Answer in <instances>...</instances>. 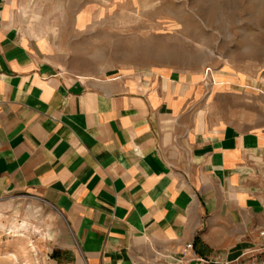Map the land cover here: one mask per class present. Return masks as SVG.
<instances>
[{
    "label": "crops",
    "instance_id": "1",
    "mask_svg": "<svg viewBox=\"0 0 264 264\" xmlns=\"http://www.w3.org/2000/svg\"><path fill=\"white\" fill-rule=\"evenodd\" d=\"M16 3L0 0V199L60 214L73 264L264 259V122L208 119L170 74L67 73L17 24ZM230 87L264 108V74Z\"/></svg>",
    "mask_w": 264,
    "mask_h": 264
},
{
    "label": "rangeland",
    "instance_id": "2",
    "mask_svg": "<svg viewBox=\"0 0 264 264\" xmlns=\"http://www.w3.org/2000/svg\"><path fill=\"white\" fill-rule=\"evenodd\" d=\"M14 13L67 73L170 74L198 94L193 101L209 108L208 119L242 128L264 122L257 96L230 87L264 74V0H17ZM70 248L67 225L50 206L26 195L0 199V264H73L63 256Z\"/></svg>",
    "mask_w": 264,
    "mask_h": 264
},
{
    "label": "built area",
    "instance_id": "3",
    "mask_svg": "<svg viewBox=\"0 0 264 264\" xmlns=\"http://www.w3.org/2000/svg\"><path fill=\"white\" fill-rule=\"evenodd\" d=\"M260 234L264 236V231L261 232ZM184 248H185V251H190L192 249V244H187ZM177 263H180V262H177Z\"/></svg>",
    "mask_w": 264,
    "mask_h": 264
},
{
    "label": "bare ground",
    "instance_id": "4",
    "mask_svg": "<svg viewBox=\"0 0 264 264\" xmlns=\"http://www.w3.org/2000/svg\"><path fill=\"white\" fill-rule=\"evenodd\" d=\"M23 13V12H22ZM34 28V27H33ZM33 34V33H32Z\"/></svg>",
    "mask_w": 264,
    "mask_h": 264
},
{
    "label": "trees",
    "instance_id": "5",
    "mask_svg": "<svg viewBox=\"0 0 264 264\" xmlns=\"http://www.w3.org/2000/svg\"><path fill=\"white\" fill-rule=\"evenodd\" d=\"M53 258V257H52Z\"/></svg>",
    "mask_w": 264,
    "mask_h": 264
}]
</instances>
